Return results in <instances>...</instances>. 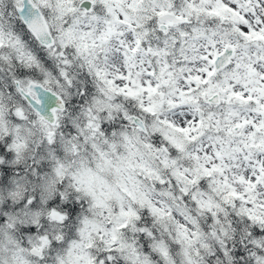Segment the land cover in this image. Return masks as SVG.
<instances>
[{"label": "snow or ice", "instance_id": "6c2138e0", "mask_svg": "<svg viewBox=\"0 0 264 264\" xmlns=\"http://www.w3.org/2000/svg\"><path fill=\"white\" fill-rule=\"evenodd\" d=\"M0 264H264V0H0Z\"/></svg>", "mask_w": 264, "mask_h": 264}]
</instances>
